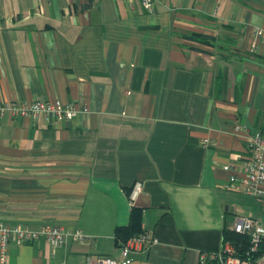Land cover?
<instances>
[{"label": "crops", "instance_id": "crops-1", "mask_svg": "<svg viewBox=\"0 0 264 264\" xmlns=\"http://www.w3.org/2000/svg\"><path fill=\"white\" fill-rule=\"evenodd\" d=\"M254 26L264 0H155L154 12L141 0H0V102L88 108L66 121L0 112V221L91 237L12 242L7 264L119 257L115 232L133 206L153 243L129 264H219L201 256L221 250L237 217L264 227V203L231 189L224 168L248 154L246 134L264 131Z\"/></svg>", "mask_w": 264, "mask_h": 264}, {"label": "built area", "instance_id": "built-area-1", "mask_svg": "<svg viewBox=\"0 0 264 264\" xmlns=\"http://www.w3.org/2000/svg\"><path fill=\"white\" fill-rule=\"evenodd\" d=\"M146 11L154 12L155 0H141ZM253 33L256 39H264V26H254ZM256 42L252 44L249 52L257 50ZM86 106H78L74 102L64 103L59 99L0 102V112H10L12 115L38 117L45 115L58 121H66L75 117L81 111H87ZM246 126L240 123L235 125V132L241 134ZM249 138L248 154L239 162L229 163L224 166L229 173L228 186L234 190L249 193L264 203V131H254L246 134ZM143 191V182L136 181L128 192L131 204ZM232 231L245 234L249 237V246L244 255H240L235 246L229 241H223V247L216 252H204L202 259L205 262H218L219 264H264V227L259 221L246 216H239L235 220ZM47 240L53 248L60 247L69 239L83 242L91 239L80 229L69 230L60 226L48 225L38 230H33L21 225H7L0 221V264H7L8 247L10 243L18 245L32 243L37 240ZM153 243L147 232L135 235L121 243L119 257L108 255L99 256L88 264H129L131 255L142 250L144 246Z\"/></svg>", "mask_w": 264, "mask_h": 264}, {"label": "trees", "instance_id": "trees-1", "mask_svg": "<svg viewBox=\"0 0 264 264\" xmlns=\"http://www.w3.org/2000/svg\"><path fill=\"white\" fill-rule=\"evenodd\" d=\"M195 37H198L199 39L204 40H212L215 39L212 36H208L205 34H195ZM194 37V35H192ZM142 229V210L140 208H137L133 206L130 216V221L127 225L118 226L115 232V237L117 242H125L129 238L139 235L143 233ZM224 238L225 240H229L234 246L236 251L240 255H244L246 249L249 246V237L245 234H238L234 231L227 229L224 231Z\"/></svg>", "mask_w": 264, "mask_h": 264}, {"label": "rangeland", "instance_id": "rangeland-1", "mask_svg": "<svg viewBox=\"0 0 264 264\" xmlns=\"http://www.w3.org/2000/svg\"><path fill=\"white\" fill-rule=\"evenodd\" d=\"M239 194V196L236 198V205H238V207L240 208V213L241 215H243V211L242 210H246L248 208H250V204H249V201L248 199L244 196L245 194L243 193H237V195ZM254 199L256 200L255 201V205L254 207H256V211H257V214L260 215L261 212H262V208H261V205L259 204V201L254 197ZM122 242H119V244H121Z\"/></svg>", "mask_w": 264, "mask_h": 264}]
</instances>
